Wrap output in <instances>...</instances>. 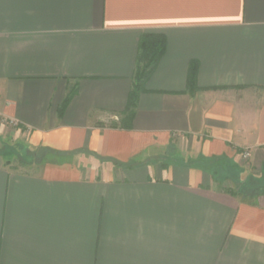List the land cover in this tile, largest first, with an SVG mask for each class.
<instances>
[{
	"label": "crops",
	"instance_id": "1",
	"mask_svg": "<svg viewBox=\"0 0 264 264\" xmlns=\"http://www.w3.org/2000/svg\"><path fill=\"white\" fill-rule=\"evenodd\" d=\"M0 119V264H264V0H0Z\"/></svg>",
	"mask_w": 264,
	"mask_h": 264
},
{
	"label": "trees",
	"instance_id": "2",
	"mask_svg": "<svg viewBox=\"0 0 264 264\" xmlns=\"http://www.w3.org/2000/svg\"><path fill=\"white\" fill-rule=\"evenodd\" d=\"M166 50V38L162 33L148 32L143 33L139 43V53L137 57V65L134 74L133 90L131 91L129 104L127 107V117L132 120L134 117V110L137 106V101L140 93L144 90V83L146 79L154 72L160 58ZM198 63L192 62L189 69L188 76V90L191 93L199 90L197 85ZM72 97V92L68 95L63 107H65ZM115 165L121 166V163L114 162ZM264 181L256 182L246 191H252L254 185H261Z\"/></svg>",
	"mask_w": 264,
	"mask_h": 264
},
{
	"label": "rangeland",
	"instance_id": "3",
	"mask_svg": "<svg viewBox=\"0 0 264 264\" xmlns=\"http://www.w3.org/2000/svg\"><path fill=\"white\" fill-rule=\"evenodd\" d=\"M14 131V127L10 126L4 122L0 121V135H2V137H10L12 136L11 132ZM37 155L40 156L42 155L43 151L41 150H37ZM264 187V183H262L261 185H254L253 190L254 191H259Z\"/></svg>",
	"mask_w": 264,
	"mask_h": 264
},
{
	"label": "built area",
	"instance_id": "4",
	"mask_svg": "<svg viewBox=\"0 0 264 264\" xmlns=\"http://www.w3.org/2000/svg\"><path fill=\"white\" fill-rule=\"evenodd\" d=\"M115 118L117 119V117H115ZM0 121H1V122H4V123H6V124H8V125H10V126H13V125L16 124V122L13 121V120L0 119ZM250 156H251L250 151H245V152H243L242 157H243V159H244L245 161L248 160V159L250 158Z\"/></svg>",
	"mask_w": 264,
	"mask_h": 264
}]
</instances>
